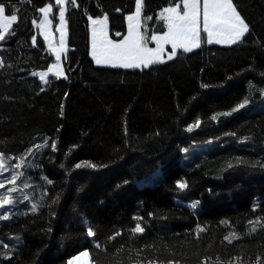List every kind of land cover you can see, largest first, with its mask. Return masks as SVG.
Masks as SVG:
<instances>
[{"label": "trees", "instance_id": "1", "mask_svg": "<svg viewBox=\"0 0 264 264\" xmlns=\"http://www.w3.org/2000/svg\"><path fill=\"white\" fill-rule=\"evenodd\" d=\"M0 2L19 18L15 35L0 41V152L16 157L8 161L14 165L33 148L23 178L31 187L14 194L17 203L6 209L12 218L0 221V264H67L85 249L93 264H197L207 256L264 263V229L257 225L256 234L228 245L222 239L231 227L220 223L230 221L243 234L248 220L264 218V0H233L250 28L241 42L180 50L144 69L99 66L90 53L89 16L107 13L110 37L122 39L135 0H69L67 78L50 74L47 83L33 73L48 71L55 55L32 21L39 24L38 9L53 3L56 29L59 6L54 0ZM175 3L180 0H144L143 16L153 17L144 22L147 34L166 30L157 14ZM245 98L244 108L211 119ZM197 120L200 127L188 132ZM45 140L55 141L57 150H35ZM84 162L107 167L75 166ZM182 179L189 187L180 191ZM135 216H143L146 231L132 239ZM198 224L208 226L200 240L193 235ZM89 225L94 238L86 234ZM117 230L124 235L108 244ZM96 240L107 253L94 248ZM121 244L125 251L117 253ZM145 244L159 250L140 256L128 250Z\"/></svg>", "mask_w": 264, "mask_h": 264}, {"label": "snow or ice", "instance_id": "2", "mask_svg": "<svg viewBox=\"0 0 264 264\" xmlns=\"http://www.w3.org/2000/svg\"><path fill=\"white\" fill-rule=\"evenodd\" d=\"M69 0H54L55 5L58 8V31L59 46L54 47L52 41V33L50 31V25L52 21L49 19L50 13L53 12V3H47L44 7H40L38 11L43 14V19L39 24L35 20L32 24L38 28L43 29L44 40L47 41L49 50L55 54V60L57 63L52 64L48 72H53L56 78L67 76L64 73L63 68L60 65L61 53L66 51V37H67V21L65 18L66 5ZM75 5V0H72ZM78 6V5H76ZM144 0H135L134 12L126 16L127 20V35H123L120 40H113L109 35L108 28V14L104 13L102 17L92 18L89 16L91 22V55L97 65H107L113 68L124 69H144L154 64L165 63L174 59L178 50L184 52H192L194 49L201 47L202 42L208 44H236L241 42L244 36L250 31L249 24L241 16L237 10L233 0H180V3L163 7L157 14L158 19L162 20L166 26V31L162 34L153 33L151 36L147 35V25L145 21L153 19L151 15L143 16ZM120 11V9H117ZM18 10L14 9L11 14L8 13V9L5 2H0V41H5L6 37L11 34L15 35L13 25L18 22ZM142 27L144 31H142ZM206 34V39L202 38L201 33ZM115 35L121 36L122 34L116 33ZM151 41L155 42V47H149ZM32 43L35 45L36 37H32ZM171 46V52L167 51V47ZM5 67L4 60L0 57V68ZM48 72L33 73V75H39L40 79L45 81ZM207 87V85H202ZM261 95L264 96V89L259 90ZM250 103L249 99L245 98L241 103L232 108L231 111L215 114L211 117L212 120H218L219 116H230L233 112L239 111ZM62 115V113H61ZM200 120H197L194 124L187 127L188 132H192L195 128L200 127ZM51 148L52 151H56V142L51 144L48 140L44 143L35 145V150L42 148ZM75 147V146H74ZM184 151H187L186 149ZM33 155V148H29L25 154H22L18 158V163L14 165L8 164L10 160H16V157L7 156L5 153L0 152V221H6L12 218V213L6 209L11 208L17 203V197L15 193L23 192L24 189L31 187V185L24 180V169L29 165L26 164L28 156ZM77 168L91 167L93 169L98 167H107V165H96L90 162H84L83 164L77 163ZM237 165L232 163L227 164V168H232ZM252 167L257 165L253 164ZM264 167V165H260ZM5 173H10L6 178ZM18 181L20 183H18ZM51 183V181H48ZM127 183V181H125ZM176 187L178 190L183 191L188 189L189 183L187 180L176 181ZM44 197L42 196L41 199ZM23 199L27 200L29 197L27 194L23 196ZM59 197L56 198L58 200ZM56 200L52 202L55 203ZM198 201L193 202L190 208L195 210L198 207ZM259 205L253 206V212L258 211ZM31 211L35 213L37 211V204H31ZM26 214V213H25ZM153 214L149 213L151 217ZM133 219L136 221L135 225L129 230L130 237L135 239L137 236H143L146 227L142 223L143 216H135ZM225 227H231V230L223 236L222 242H227L228 245H232L234 241L243 239V236H251L258 232L257 225L261 229H264V218L257 216L254 219H250L247 222V228L244 233H238L237 230L231 226V222L227 220L220 221ZM85 224L87 222L85 221ZM208 231L207 225L198 224L193 230V235L196 240H200L201 233ZM86 234L89 238L96 237V231L92 226L86 227ZM124 235L123 230H117L112 235L107 237V243L110 244L116 241L118 237ZM7 248L8 245H3ZM94 248L107 253V245H102V242L96 240L94 242ZM134 252L137 256H140L145 250L158 251L154 244H145L140 248L128 249ZM125 251L124 244L120 245V248L116 249L117 253ZM171 253V249H167ZM198 255V253H197ZM82 256H89V250L85 249L80 252L78 256L72 257L67 264H72V260L78 259ZM11 259L10 256L6 257ZM98 264V262H96ZM137 264H181L180 260L169 259L166 262L158 260H140ZM197 264H243V258L236 256L232 257L228 261H222L219 257L215 260L211 256L205 257L203 260H199ZM256 264H261V261H257Z\"/></svg>", "mask_w": 264, "mask_h": 264}, {"label": "crops", "instance_id": "3", "mask_svg": "<svg viewBox=\"0 0 264 264\" xmlns=\"http://www.w3.org/2000/svg\"><path fill=\"white\" fill-rule=\"evenodd\" d=\"M67 5V4H66ZM66 5H64V7L67 9V7H66ZM53 13V12H52ZM52 13H50V15H49V19L52 21V19H51V14ZM66 14H67V10H66ZM66 14H65V18H66ZM42 19H43V17H42ZM41 19V20H42ZM41 22V21H40ZM58 25H59V20H58V24H57V26H56V29H54V24H53V21H52V24L50 25V31H51V33H52V41H53V46L54 47H58L59 46V36H60V33H59V31H58ZM108 28H109V23H108ZM39 30H40V33L43 35V29H41V28H39ZM67 32H68V30H67ZM90 34H91V22H90ZM110 35V34H109ZM43 37H44V35H43ZM46 43H47V41H46ZM47 46H48V43H47ZM49 48V47H48ZM66 50H67V37H66ZM66 52V51H65ZM65 52H63V53H61V61L59 62L60 63V65H61V67L63 68V70H64V66H63V62H62V58H63V55H64V53ZM90 53H91V47H90ZM54 54V53H53ZM55 55V54H54ZM55 63H57V61L55 60ZM52 66V65H51ZM51 68V67H50ZM48 72V71H47ZM64 73H65V70H64ZM51 74H53V72H51Z\"/></svg>", "mask_w": 264, "mask_h": 264}, {"label": "rangeland", "instance_id": "4", "mask_svg": "<svg viewBox=\"0 0 264 264\" xmlns=\"http://www.w3.org/2000/svg\"><path fill=\"white\" fill-rule=\"evenodd\" d=\"M158 17V16H157ZM160 20V19H159ZM166 27V26H165ZM142 31H143V29H141ZM167 30V29H166ZM165 30V31H166ZM157 34H162V33H157ZM126 35H127V33H126ZM148 36H151L152 34H147ZM201 35H202V38H205L206 39V34H204L203 32L201 33ZM120 40V39H119ZM212 44H216V43H212ZM203 45H209L208 43H206V42H202V44H201V47L203 46ZM217 45H221V46H229V44H217ZM232 45V44H231ZM149 47H155V42L154 41H151L150 43H149V45H148ZM167 47V51L168 52H171V46L170 45H168V46H166ZM194 50H196V49H194ZM180 50H178L177 51V54H178V52H179ZM177 56V55H176ZM91 57H92V55H91ZM93 58V57H92ZM95 62V61H94ZM167 62V61H166ZM96 64V63H95ZM97 65V64H96ZM99 66H107V65H99ZM107 67H111V66H107ZM54 71L55 70H53V73H54ZM47 72V71H46ZM51 74V72H48V75H50ZM10 173H5L4 174V177H2V178H6L8 175H9ZM89 258H90V255H89ZM91 260V259H90ZM92 262V261H91ZM93 264V263H92Z\"/></svg>", "mask_w": 264, "mask_h": 264}, {"label": "bare ground", "instance_id": "5", "mask_svg": "<svg viewBox=\"0 0 264 264\" xmlns=\"http://www.w3.org/2000/svg\"><path fill=\"white\" fill-rule=\"evenodd\" d=\"M76 256H78V254ZM72 264H92V262L89 256H82L79 257L78 259L72 260Z\"/></svg>", "mask_w": 264, "mask_h": 264}, {"label": "built area", "instance_id": "6", "mask_svg": "<svg viewBox=\"0 0 264 264\" xmlns=\"http://www.w3.org/2000/svg\"><path fill=\"white\" fill-rule=\"evenodd\" d=\"M132 264H137V263H132ZM181 264H184V263H181ZM243 264H252V261H250V260H243ZM262 264H264V263H262Z\"/></svg>", "mask_w": 264, "mask_h": 264}]
</instances>
